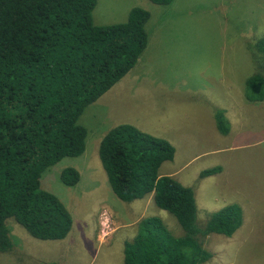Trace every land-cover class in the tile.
<instances>
[{"label": "rangeland", "instance_id": "374dc122", "mask_svg": "<svg viewBox=\"0 0 264 264\" xmlns=\"http://www.w3.org/2000/svg\"><path fill=\"white\" fill-rule=\"evenodd\" d=\"M136 1L150 14L144 50L128 73L80 114L78 123L86 129L82 154L62 158L40 176V188L70 213L68 234L36 239L10 218L12 247L0 252V264H121L122 243L146 216L159 217L173 235H181L151 193L124 202L110 190L97 156L99 140L114 125L133 122L170 139L173 157L160 164L158 174L192 188L198 227L226 204L240 207L241 223L230 236L210 233L202 239L210 258L201 264H264V99L252 102L243 94L246 77L264 73V57H254L253 47L264 35V0ZM115 3L99 0L92 22L122 21V13L109 7ZM235 105L233 116L226 108ZM220 110L229 121L224 135L213 121ZM67 166L79 174L73 186L58 179ZM216 166L219 174L198 177Z\"/></svg>", "mask_w": 264, "mask_h": 264}, {"label": "trees", "instance_id": "16d2710c", "mask_svg": "<svg viewBox=\"0 0 264 264\" xmlns=\"http://www.w3.org/2000/svg\"><path fill=\"white\" fill-rule=\"evenodd\" d=\"M157 5L172 0H148ZM96 0H0V252L12 247L6 221L13 219L40 240L63 239L72 219L63 203L40 188L41 173L64 157L81 155L86 129L83 109L96 101L135 65L144 50L149 12L131 7L122 22L94 24ZM264 57V35L254 43ZM256 49V50H255ZM260 57V58H261ZM244 97L264 99V73L244 80ZM220 134L229 129L224 111L214 116ZM165 138L130 123L108 129L97 156L111 192L130 202L151 193L153 204L172 215L181 228L175 236L157 216L140 218L122 243L121 264H201L210 258L202 239L230 236L241 223L240 207L226 204L196 225L191 187L158 168L173 157ZM211 167L203 178L219 172ZM59 181L73 186L77 170L63 167ZM264 225V215H263Z\"/></svg>", "mask_w": 264, "mask_h": 264}, {"label": "crops", "instance_id": "0c3cea01", "mask_svg": "<svg viewBox=\"0 0 264 264\" xmlns=\"http://www.w3.org/2000/svg\"><path fill=\"white\" fill-rule=\"evenodd\" d=\"M97 4H99V0H96V3H95V5H94V7L97 5ZM133 6H141L140 4H138V2L136 1V0H116V3L114 4V5H111V6H109L110 8H111V10H112V12H114V13H116V14H121L122 13V16H121V19H122V21H124L125 20V18H126V15H127V12H128V10L131 8V7H133ZM94 7H93V9H94ZM125 8H128V10H126V11H124L125 10ZM119 20V19H118ZM122 21H118V22H122ZM114 23H117V22H114ZM108 24H110V23H108ZM135 74V73H134ZM137 74V73H136ZM236 107H237V105H235V106H230V107H228V108H226L227 110H228V112L231 114V115H233V116H236ZM225 110V109H224ZM223 110V111H224ZM224 116H225V113H224ZM226 117V116H225ZM226 119H227V117H226ZM230 119V118H229ZM213 121H214V119H213ZM227 121H228V119H227ZM229 122V121H228ZM132 125H134V126H136V127H139L136 123H131ZM160 134H162V135H160ZM160 134H158L159 135V137H162V138H166L167 139V141H169V143L171 142L170 141V139L166 136V133L164 132H161ZM155 135V134H154ZM157 136V135H156ZM171 144V143H170ZM220 171H221V167H220V170H219V172H217V173H215V174H219L220 173ZM212 175H214V174H212ZM177 181H179V180H177ZM180 182V181H179Z\"/></svg>", "mask_w": 264, "mask_h": 264}]
</instances>
